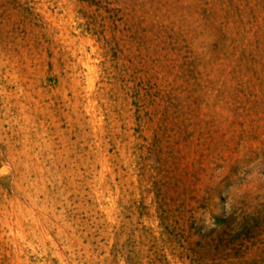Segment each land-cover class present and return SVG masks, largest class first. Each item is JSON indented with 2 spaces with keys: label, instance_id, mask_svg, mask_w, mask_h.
I'll use <instances>...</instances> for the list:
<instances>
[{
  "label": "rangeland",
  "instance_id": "rangeland-1",
  "mask_svg": "<svg viewBox=\"0 0 264 264\" xmlns=\"http://www.w3.org/2000/svg\"><path fill=\"white\" fill-rule=\"evenodd\" d=\"M258 155L264 0H0V264H264Z\"/></svg>",
  "mask_w": 264,
  "mask_h": 264
},
{
  "label": "clouds",
  "instance_id": "clouds-1",
  "mask_svg": "<svg viewBox=\"0 0 264 264\" xmlns=\"http://www.w3.org/2000/svg\"><path fill=\"white\" fill-rule=\"evenodd\" d=\"M200 51H205L203 45L200 47ZM214 177L219 179L218 190L227 197V209L229 212L232 210L236 202L242 198L243 190L248 185L254 186L258 191L264 190V155H258L254 159L244 160L238 165L235 171L229 175L224 174V168L217 166L213 173ZM215 203L218 202L215 195ZM202 211V215L199 217L203 218L204 224L207 227H213L210 221L212 219V213ZM218 211V209H216Z\"/></svg>",
  "mask_w": 264,
  "mask_h": 264
}]
</instances>
